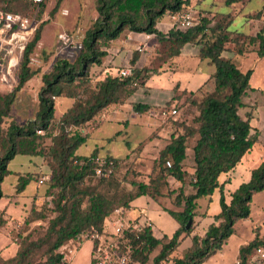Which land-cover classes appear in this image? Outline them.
<instances>
[{
    "label": "trees",
    "instance_id": "16d2710c",
    "mask_svg": "<svg viewBox=\"0 0 264 264\" xmlns=\"http://www.w3.org/2000/svg\"><path fill=\"white\" fill-rule=\"evenodd\" d=\"M24 1L32 7V0ZM61 1H55L54 9L59 7ZM96 1L98 17L86 30L77 55L72 60L57 57L52 69L42 74V86L38 91V109L34 118L28 119L23 124L11 120L5 136H0V145L5 149L0 155V199L6 196L2 190V182L9 173L7 168L9 162L16 155L42 158L52 155L56 166L52 171L50 184L58 188V197L54 202L58 214L51 220L49 226L54 239L46 252L45 264H60L62 254L59 249L66 241L88 239L86 235L94 232L110 235L108 222L114 216L115 209H122L126 215L130 203L137 197L147 195L155 199L158 196L174 194L173 204L180 210L162 208L179 225L171 237L163 235L158 238L154 230L148 227L137 232H130L126 228L124 236L127 242L120 244V249L128 252L133 260L142 264H148L149 255L156 248H159V251L152 256L151 264H201L222 248L234 233V225L239 220L250 217L253 194L264 190V158L251 170L250 179L240 183L228 194L229 201L226 199L224 184L219 182L220 174L232 170L257 143L260 136L258 128L251 123L252 114L247 112L242 116L239 113V109L245 106L242 97L256 89L250 84L253 69L242 71L222 54L226 50L225 43L230 40L227 33L232 31L228 30L229 26L226 28L221 24L212 26L210 18L201 17L200 12L197 23L191 26L174 23L166 32L156 28L158 20L167 13L171 15L188 10L190 0ZM234 1L226 0V3L230 4ZM45 5L46 0L39 4L38 14ZM0 9L20 13L7 6H0ZM126 29L153 34L158 42L166 44L169 56L178 55L186 43L197 45L199 57L207 59L214 65V72L209 76L214 82V90L207 93L200 102L198 113L193 120L196 126L181 124L183 131L171 134L169 140L159 149L152 163L148 182L133 180L130 184L134 187V191L124 197L116 198L79 188V185L86 177L96 176V173L99 181L110 180L118 171L121 160L108 150L99 154V148H94L85 155L76 152L89 137L88 132H83L84 126L87 123L95 124L108 106L124 103L139 86L145 83L147 77L144 76V72L147 69L135 65L139 58L137 52L131 54L129 64L126 66L132 68L129 75L120 74V70L124 67L118 69L115 75L107 73L103 78L89 75V81L94 82V90L90 98L79 100L75 106L65 112L59 124V133L53 138V147L46 153L39 148L38 139L41 135L37 131L44 130L49 133L51 121L55 117L54 99L64 94V86L73 87L76 79H86L89 66L99 65L101 58L106 54L108 43L117 39ZM263 30L262 28L255 36L250 37V40L257 41V53L260 56L264 55ZM40 31L41 28L37 26L25 46L17 68L16 84L8 94L0 95V122L2 116L8 115V109L15 99L16 92L21 91L25 82L37 73L30 70L29 62L30 54L40 39ZM98 43L101 48L98 47ZM153 74L159 72L153 70ZM225 90L228 92L221 94ZM185 91L187 90H182L181 94ZM189 93L192 94L194 91ZM121 96L122 100H120ZM179 97L180 95L174 96V99ZM132 106L138 114L145 113L151 108L140 102ZM166 107L168 102L161 107V110ZM102 112L103 114L100 115ZM188 127L191 128L185 133ZM1 130L0 126V135ZM193 137L194 143L191 147L193 171L189 183L191 191L186 193L184 181L188 174L185 168L187 139ZM97 170L100 172L98 173ZM33 173L19 175L16 183L17 194L34 180ZM41 176L43 174L38 180ZM170 177L179 182L180 186L165 193L162 186L166 185ZM215 189H218L220 194V211L212 216L213 221L207 226L203 235H191L192 244L183 256H171L182 236L192 233L195 227L194 218L206 216L205 212L199 211L198 200L210 196ZM85 197L87 204L83 205ZM0 213L4 212L0 211ZM137 217L129 219V222L134 223ZM112 238L117 239L114 236ZM93 243L92 241V246ZM258 246L264 247V236L260 240L253 238L242 246L239 249L238 263L235 264H248L249 253ZM18 261H20L18 251L7 259L0 256L1 264H20Z\"/></svg>",
    "mask_w": 264,
    "mask_h": 264
},
{
    "label": "rangeland",
    "instance_id": "374dc122",
    "mask_svg": "<svg viewBox=\"0 0 264 264\" xmlns=\"http://www.w3.org/2000/svg\"><path fill=\"white\" fill-rule=\"evenodd\" d=\"M55 1L56 0H46V5L36 17L38 22L37 26L41 28L40 39L30 54L29 68L31 71H37V73L25 82L22 88V90L24 89L23 91L16 92L15 99L8 109V115L2 116L0 122L2 128L1 137L5 136V132L11 120L23 124L28 119L34 118L35 112L38 109V91L42 86L41 76L43 73L49 72L52 69V65L56 58L73 59L72 57L70 58L69 52H71V49L77 50L78 44L73 43V45L67 46L58 40V34L65 32L73 37V40L82 42L86 30L92 26L93 22L98 17L96 0H62L59 3V7L54 9ZM192 3H195V1ZM221 3L220 12L213 13L201 10L200 13L201 17L207 16L210 18V24L212 26L221 24L225 28L229 26L228 30L232 31L227 33L230 40L225 43L226 50L222 54L233 61L242 71L253 69L250 77V84L257 88L253 91H249L247 96L242 97L245 106L239 109V113L242 116L247 112L251 113L253 117L251 123L258 128L260 132L262 142L254 146L245 159H249L248 162H255L258 161L260 157L264 156V55H258V43L257 41L250 40V37L255 36L262 28L264 29V1L260 3L257 0H242L241 5L232 9L233 14L228 12V5H225L222 1ZM0 6H7L9 9L23 14H29L32 10L24 0H0ZM63 10H66L65 14ZM237 14L243 15V17H235ZM194 16L197 18L198 13H195ZM169 20L174 22L170 14L167 13L158 20L156 28L165 30L164 32H166L167 26H164V24ZM128 32L132 31L128 29L123 31V33ZM136 33L137 32H135L133 36L139 40H145L143 36L136 35ZM126 38L127 36L125 35L124 39ZM150 40L153 42V46L152 48H148L149 50L147 53L142 54L143 59L140 62V65L147 69L145 71L146 73L144 72V76L149 79V82H154L156 84L163 83L169 80L173 72L178 71L177 73L181 75L185 87L196 90L192 94L187 91L181 94L182 90H178L177 87L176 89L174 87L170 90L171 99L166 101L168 102V107L166 108H171L173 106L176 108L177 113L174 117H163L160 115L161 107H163L164 104L162 106L153 105L151 107L150 112L154 115H148V113H146L147 117L145 113L144 115H139L138 118H144L150 121L151 125L144 131L140 121L137 120L136 125L130 127L126 136L128 141L121 144V147H125L124 145L127 144V151L124 155H118L117 157L121 160V165L115 176L108 181L101 182L96 173V176L86 177L82 184L79 185V188H85L88 191H94L98 194H106L108 197L120 198L134 191V187L130 184L131 181L148 182L152 163L157 155V149L160 148V146H164L171 134L183 131L181 124L185 123L191 127L196 126L193 120L198 113L199 104L207 93L214 90V82L207 83L206 81L210 69H214L213 64L209 67L204 63V61H208L204 60L198 67L195 65L194 70L186 71L179 68L177 63H175L176 59L173 58L175 56H169L167 46L164 42H158L154 35ZM98 47L101 48L99 43ZM141 51L142 46L141 50H138L137 47L134 50V52L138 54L143 52ZM95 65L96 64H92L89 66L88 77L86 79H76L73 83V87L64 86V94L54 99L55 117L51 121L48 130L49 133L47 134L44 130H40V132L37 131L41 135V138L38 139L39 148H42L44 153L48 152L50 148L53 147V138L59 133V124L65 112L69 108L75 106L79 100L90 98L94 90V82L89 81V75L92 74V68H95ZM153 70H157L159 74H153ZM9 92V90H0V95H5ZM227 92L228 90H225L221 94ZM178 95H180V97L174 99V96ZM136 97L132 94L128 99L132 98L138 101L147 98L142 95H136ZM122 99L123 97L120 100ZM102 114L103 112L100 115ZM133 115L135 114L133 113ZM92 125V123H87V125L84 126L83 132H86L87 128ZM191 127L186 128L185 133H187ZM193 143L194 137L187 139L188 149H192ZM99 150V154L104 153V150ZM4 151L5 149L0 145V155H2ZM76 153L79 154V151ZM38 160L40 163L42 161V164L46 168V172L33 173L34 180L31 181L32 185L27 188L28 190L24 189L23 193L20 192L22 195H25V197L14 202L16 206H13V210L18 209L16 213L13 212L10 216L5 213H0V233L3 237L6 236L10 238L15 244L20 254V261H18L20 264H45L46 252L54 239L49 226L51 220L58 214L54 203L58 197V188L51 186L50 180L54 166H56V161L52 158V155L45 158L38 156ZM185 166L187 167V161ZM14 167L15 160H11L8 164L10 172L2 182L3 191L5 193H13V195L9 197L17 196V185L14 187L12 186V183L15 181V174L13 172ZM42 174L47 175L48 178L43 183H39L38 178ZM190 180L191 172H188L184 181V191L186 193L191 191L189 185ZM175 184L176 181H173L172 178H168L166 185L162 186L163 192L166 193L167 190L174 189ZM20 193H18V195ZM32 197L33 200L31 199ZM173 197L174 194L171 196H158L155 197L154 200L157 201L160 209L168 208L171 210H180V208L174 206ZM7 198L6 196L1 198L0 205H2ZM227 200L229 201V199ZM217 201L218 210L220 211L219 199H217ZM86 204L87 197H85L83 201V205ZM206 211L207 210H205V212ZM213 212L214 208L211 206V215L209 214L204 218L197 228L200 232L211 220H213ZM18 213L19 216L17 215ZM151 216L156 233L160 230L168 231L169 226L165 220L166 214L162 213L159 215V213H157ZM263 236L264 193L257 192L251 202L250 217L241 219L234 225V233L229 237L228 241L223 244L220 251L223 252L227 262L233 263L242 245H246V243L250 242L253 238L260 240ZM67 242L68 241L65 243ZM154 254L155 252L153 251L149 255L148 264H151Z\"/></svg>",
    "mask_w": 264,
    "mask_h": 264
},
{
    "label": "crops",
    "instance_id": "0c3cea01",
    "mask_svg": "<svg viewBox=\"0 0 264 264\" xmlns=\"http://www.w3.org/2000/svg\"><path fill=\"white\" fill-rule=\"evenodd\" d=\"M193 1H195V3H192ZM221 1L225 5H228V8H229L228 12L231 14H233L232 9L242 4V0H235L234 2L230 4H227L226 1H223V0H190L188 9L192 10L194 14L199 13L201 10L202 11L206 10V11L213 12V13L220 12L221 4H222ZM257 1L261 3L264 0H257ZM241 16L243 17V15L237 14V16L235 17H241ZM172 22L173 21L169 20L168 22L164 24V26H167L166 30L172 27V25L174 24V22L173 23ZM161 31L164 32L165 30H161ZM134 33L135 32L133 31L128 32V33H122L117 39L111 40L108 43V46L106 48V54L102 57L101 63L99 65H95V68H92L93 69L92 75L94 76V78H103L107 73L115 75L118 69L126 67L129 64L131 54L134 52L136 47H141V46H142L143 52L141 51L142 53L139 54V58L136 61L135 65L138 67H142L140 65V62L143 59L142 54L147 53V51L149 50L148 48H152L153 42L150 40V38L153 37V34L137 32L136 35H141L144 37L143 39H145V40H139L138 38L133 36ZM125 35L127 36L126 39H124ZM73 42L78 43L77 40H73ZM198 53H199L198 46L190 42V43H186L181 48L180 53L173 58L176 59L175 63H177L179 68L184 69L186 71L187 70L192 71L194 70L195 65L196 67H198L204 60H207V59H201ZM204 63H206V65H208L209 67L211 66L209 62L204 61ZM177 72L178 71L173 72L169 80H166L163 83L161 82L160 84H156L154 82L150 83L149 79H146L145 83L139 86V88H137V90L133 93L135 97L136 95L146 96L147 98L145 100L137 101V100H133L132 98H130V99H126V101L122 104L110 106L95 124L87 128L86 132L89 133V137L78 148L79 154H83V155L89 154L94 148H99L104 151L108 150L115 157H118V155H124L127 151V148H126L127 144L124 145L125 147H121L122 146L121 144L122 143L124 144V142L126 143L128 141L126 139V136L129 132L130 127L132 125H136L137 120L140 121L142 125L141 127L144 129V131L148 129L149 126L151 125L150 121H147L144 118L143 119L138 118L139 115H144V113L138 114L133 109L132 105L134 103L140 102V103L147 104L150 107H152L153 105L162 106L163 104H165L166 101L171 99L170 90L173 89L175 86L177 87L178 90H187L188 92L196 90L193 88H186L185 83H183L181 79V75L178 74ZM213 72H214V69L213 70L210 69V73L208 74L207 79H206L207 83H212L213 80L209 79V76ZM254 88H257V87H254ZM133 113L135 115H133ZM146 113H148V115H154V114H151L150 110L145 112V115ZM261 142H262L261 136H259V139L254 146H256L257 144H260ZM263 146H264V143H263ZM160 148L157 149V152L159 151ZM252 149L250 151H252ZM250 151L247 152L242 157L241 161L232 170L226 173L220 174L219 182L224 184V192L227 195L226 199H229L228 194L231 191H233L236 187H238L240 183L248 181L250 179L251 170L255 168L264 158L263 156V157H260L258 161L248 162L249 159L248 160H245V159L247 155L250 153ZM186 155L187 156L185 159V165L187 161V167L185 166V168L187 169L189 173L190 172L192 173L193 171L192 149L187 148ZM12 160H15V167L13 171L15 174V181L12 183L13 187L16 185L19 175H23L25 173H31V172H34V173L46 172V168L42 164V161L41 163L39 162L38 156L18 154ZM8 170L10 172L9 168ZM172 180L175 181V179L173 178ZM31 185L32 183L30 182L26 186L25 190H28L27 188ZM178 186H180V183L176 181L175 188H177ZM23 192L24 191H22V193ZM259 192L264 193V190L259 191ZM3 193L6 196H8V198L5 199V202L2 205H0V211H3L6 215L10 216L11 213L13 212L16 213L18 211V209L13 210V206H16L14 202L19 201L20 199H23L25 195H22V193L18 195L16 193L17 195L16 197H9V196H12L13 193L11 192L5 193L4 191ZM256 193L253 194L252 200ZM219 195L220 194H219L218 189H215V191L210 196H207L205 198L198 200L199 211L203 213L205 212V210H207L205 212L206 216L201 217L199 219L196 217L194 218L195 227L192 233L190 235L182 236L177 248L173 251L171 256H176V257L183 256V254L192 244L191 235L192 234H198V235L204 234L207 226L213 220H211L201 232L197 228L204 218H206L209 214L211 215L210 213L211 206H213L214 208V212H213L214 215L219 211L218 206H217V202H218L217 199H219ZM31 199L33 200V197ZM157 213H159V215L162 213L167 215L165 216L166 217L165 220L169 226L168 231L160 230L158 233L155 232V226H154L151 215L157 214ZM17 215L19 216V213ZM127 215L132 218L139 216V215H146L151 220L154 226V234L158 238L162 237L163 235H166L167 237H171L172 233L179 226L178 223L167 212L163 211V209H160L156 200L152 199L151 197L147 195H142L134 199L130 203V207L127 211ZM67 245L73 248V251L70 257L68 258V260L65 261L64 264H89L90 258H91L92 240H89V239H83L81 241L70 240L67 242ZM220 250L217 251V253L209 256L201 264H235L237 262L239 252L237 253V257L235 261L233 263H229L226 261V258L224 257L223 252ZM16 251L17 249L15 247V244L10 240V238L6 236L3 237L0 233V256L3 257L4 259H7V258L14 256ZM158 251H159V248H156L154 250L155 254H157Z\"/></svg>",
    "mask_w": 264,
    "mask_h": 264
},
{
    "label": "built area",
    "instance_id": "2783aa9c",
    "mask_svg": "<svg viewBox=\"0 0 264 264\" xmlns=\"http://www.w3.org/2000/svg\"><path fill=\"white\" fill-rule=\"evenodd\" d=\"M44 0H32V10L29 14H21L8 12L0 9V90H11L17 82V68L21 60L23 51L27 42L32 38L37 27V14L39 4ZM66 13V10H63ZM174 23L180 26H191L197 23V18L192 10L188 9L184 12L171 13ZM58 40L65 45H73V37L65 32L58 34ZM77 50H72L70 58H74L81 44L78 42ZM141 50V47H137ZM131 67H124L120 70L123 76L131 74ZM177 113L176 108L162 109L160 115L163 117H174ZM40 132V130H38ZM99 173L100 171L97 170ZM47 175H43L38 180L43 183L47 179ZM127 214L124 215L122 209H115L114 216L109 220L110 235L105 236L94 232L87 234L86 237L92 240L93 246L91 251L90 264H142L140 261L133 260L128 252L120 249V244H125L127 239L124 236V230L128 228L130 232H137L142 228H150L154 230L151 220L146 215H139L134 223H130ZM112 236L117 239L113 240ZM119 238V239H118ZM121 238V239H120ZM62 254L61 264H64L72 254L73 248L67 243L60 247ZM238 263V261L236 262ZM248 264H264V247L258 246L254 248L248 255Z\"/></svg>",
    "mask_w": 264,
    "mask_h": 264
}]
</instances>
